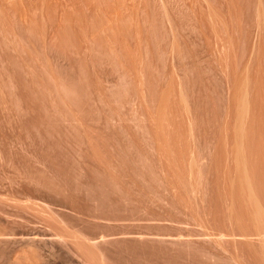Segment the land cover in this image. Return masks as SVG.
<instances>
[{"label":"rangeland","instance_id":"rangeland-1","mask_svg":"<svg viewBox=\"0 0 264 264\" xmlns=\"http://www.w3.org/2000/svg\"><path fill=\"white\" fill-rule=\"evenodd\" d=\"M0 264H264V0H0Z\"/></svg>","mask_w":264,"mask_h":264}]
</instances>
